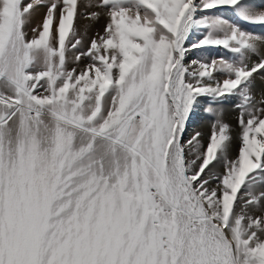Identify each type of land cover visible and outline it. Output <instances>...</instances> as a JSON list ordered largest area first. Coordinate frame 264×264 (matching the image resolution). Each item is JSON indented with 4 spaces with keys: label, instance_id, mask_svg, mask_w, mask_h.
<instances>
[{
    "label": "snow or ice",
    "instance_id": "6c2138e0",
    "mask_svg": "<svg viewBox=\"0 0 264 264\" xmlns=\"http://www.w3.org/2000/svg\"><path fill=\"white\" fill-rule=\"evenodd\" d=\"M257 75L264 0H0V264H264Z\"/></svg>",
    "mask_w": 264,
    "mask_h": 264
},
{
    "label": "rangeland",
    "instance_id": "374dc122",
    "mask_svg": "<svg viewBox=\"0 0 264 264\" xmlns=\"http://www.w3.org/2000/svg\"><path fill=\"white\" fill-rule=\"evenodd\" d=\"M104 26H100V27H94L92 29H82L81 32L84 33L86 30V35L84 37V48L86 49L88 44L90 43L91 38L97 33V32H102ZM257 32H259L260 30L257 29ZM31 32V28L29 27V33ZM30 35V34H29ZM196 37H193V40H195ZM201 55H205L208 57H219L222 55H225L224 52L222 51H216L213 50L211 52L208 53H201V52H197V51H193L192 53H190V55L188 56L189 60L195 59L198 56ZM255 59V58H253ZM88 61L85 60L83 63L86 64ZM263 81V82H262ZM259 82H262L264 84V76H260L257 75L256 76V80H255V84L258 83L257 85L254 86L253 88V94L254 96L259 99L260 98V92L261 89H264V85H260ZM257 86V87H256ZM260 87V88H258ZM222 107V112H223V121L228 123L231 128H232V135L234 137L233 141L234 144L233 146H235L234 150H233V146H232V155L236 154V151L239 147V127L237 126V115L238 112L237 110L233 107V104L231 102L226 103L224 105L221 106ZM230 111V113H229ZM229 113V114H228ZM212 123V120L210 119L209 115L205 114L203 111H200L197 113V115L193 118V120L191 121L187 133L185 135V139H188L189 137L192 136L193 133L195 132H201L203 134V142L206 144L208 141V137L210 135V125Z\"/></svg>",
    "mask_w": 264,
    "mask_h": 264
},
{
    "label": "bare ground",
    "instance_id": "6f19581e",
    "mask_svg": "<svg viewBox=\"0 0 264 264\" xmlns=\"http://www.w3.org/2000/svg\"><path fill=\"white\" fill-rule=\"evenodd\" d=\"M44 11H45V9L43 7H40L38 9V12L36 13V15L33 18L32 24L29 25L30 28L35 26L38 22H40L42 20ZM104 24H105V20L104 19H101L98 23L90 22L89 20H86L84 18H80V20H79L80 30H82V29L88 30V29H92L94 27L104 26ZM29 34L31 36V32ZM80 66L83 67V64H81ZM262 82H259L260 85H264ZM257 84L258 83H256L255 85H257ZM258 88H260V87H258ZM229 113H230V111H229ZM233 144H234V141H233ZM234 148H235V146H233V150H234Z\"/></svg>",
    "mask_w": 264,
    "mask_h": 264
}]
</instances>
